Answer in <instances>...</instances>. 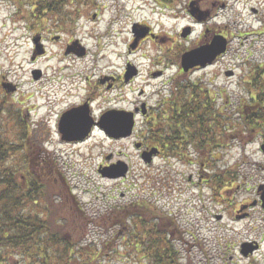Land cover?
Returning <instances> with one entry per match:
<instances>
[{"label":"rangeland","instance_id":"1","mask_svg":"<svg viewBox=\"0 0 264 264\" xmlns=\"http://www.w3.org/2000/svg\"><path fill=\"white\" fill-rule=\"evenodd\" d=\"M61 1L63 3L58 8L56 6L42 14L46 23L37 26L34 21L20 17L30 14V7H25L26 4L22 6V0H0V86L9 85L6 89L2 86L0 97H7L10 100L8 109L15 107L31 130L42 132L44 141L49 135V145L42 153L47 161L41 164L37 162L36 165L43 169L45 173L41 175H47L52 184L60 173L74 193L78 194V201L73 204L78 213L75 216L81 218L80 214H84L92 221L87 223L86 234L81 238L83 246L99 242L100 245L107 243L109 248L116 250L114 257L103 258L97 263L142 264L136 258L124 257L129 252L123 244L117 247L115 238L110 236L116 230H110L108 223L102 226V221L97 222L100 219L95 213L105 214L112 206H124L137 197L151 196L156 206L170 212L180 227L189 231L177 234L181 239V264H264V207L261 206L264 196V153L260 143L230 142L231 146L225 150L221 162H214L211 176L224 173L226 169L237 170L240 174L234 184L223 191L224 197L220 198L218 192L213 197L207 183L201 187L193 185L199 176L198 165H192L194 160L189 165L177 159L168 160L158 156L150 167L145 165L134 144L135 140L139 141L138 129L134 134L137 138L114 143L105 140L103 149L100 147L91 151L89 144L92 141L80 147L60 142L56 133L57 111H49L47 116H42L47 113V108L42 105L56 96L57 88L73 90L72 82L85 86L87 82L83 78L86 75L93 79L105 73L120 75L129 61L138 66L142 75L134 81L132 91L128 92L129 100L120 96L119 104L132 109L133 102L141 99L140 93L143 91L146 95L142 99L155 105L164 97L162 93L167 89L163 86L166 80L148 76L152 61L161 60L167 55L171 62H176L179 60L176 59L178 51L192 46L205 35L207 42L211 41L215 31L227 34L230 47L215 66L199 75L212 77L215 74L217 84L228 87L232 97L230 103L236 102L237 97L244 94L241 81L247 79L249 70L255 66L253 64L264 59V0H196L202 10L209 11L201 22H194L189 13L191 0H171L169 6L176 9L167 8L166 2L159 0H93L92 6H98L100 13L98 19L92 21L88 16L77 24L67 21L69 27L57 22L55 17L72 13V6L78 0ZM38 8L35 10L38 11ZM63 9L68 11L59 13ZM136 22L150 24L160 37L155 41L148 37L137 50L129 51V45L134 41L132 29ZM189 24L194 27L192 35L182 37L183 28ZM206 26L212 28L210 34L205 31ZM59 28L68 30V33L62 31L59 34L56 32ZM38 34L43 36L46 54L35 60L32 59L35 49L32 39ZM58 36L60 39L56 40ZM75 39L81 40L90 52L85 60L76 53L64 58L66 46ZM65 63L71 67L67 69L64 66L59 73L55 72ZM35 69L42 71L38 79L33 78ZM231 69L236 73L228 78L224 72ZM160 89L164 90L161 92ZM83 94L81 88L73 101L79 102ZM109 95L116 100L106 96L99 100L101 106L118 102L116 93ZM59 99L63 100V97L60 95ZM227 112L226 117L231 121L235 114L231 108ZM140 121L138 126H143V119ZM111 153L128 158L132 165L128 179L108 181L99 176L101 158L98 156L104 154L106 157ZM51 156L55 157L50 161L53 171L48 163ZM21 158L20 155L19 160ZM204 174V180L209 181V172ZM80 202L85 204V210L80 209ZM244 204L246 207L241 209L240 206ZM220 216L221 219H218ZM95 218L98 219L96 222ZM68 222L62 227V232L71 238L70 234H75L78 224L72 217ZM124 227L121 226V230H125ZM193 227L195 229L191 231ZM255 241L259 249L249 257L243 256L242 245H253ZM75 253H78V249ZM84 257L82 252L79 262H84ZM66 260L67 256H62L58 261L65 264Z\"/></svg>","mask_w":264,"mask_h":264},{"label":"trees","instance_id":"2","mask_svg":"<svg viewBox=\"0 0 264 264\" xmlns=\"http://www.w3.org/2000/svg\"><path fill=\"white\" fill-rule=\"evenodd\" d=\"M82 1L78 0L77 5ZM86 1L88 5L93 3V0ZM159 1L171 3V0ZM22 3V6L26 4L25 7H30V14L20 17L40 26L45 23L42 14L56 6L58 8L63 1L22 0ZM63 23L65 19H62ZM253 65L247 79L241 81L245 98L240 96L231 107L217 103L216 108L202 105L201 100L191 102L193 96L179 102L181 107H178V100L173 98L170 113L159 116L157 125H153L155 117L148 120V139L155 141L165 156L188 161L191 155L197 154L201 165L205 166L220 163L223 151L230 142H258L262 145L264 62ZM9 102L7 97H0V264H59L62 256H67L65 264H101L97 262L114 257L116 250L109 248L107 243L101 246L95 242L83 246L81 238L86 234L87 223L92 221L80 214L83 224L81 218L75 216L78 213L65 183L61 180L53 185L50 180L40 178L32 171L31 160L37 154L32 143L34 137L41 134L30 129L15 107L8 109ZM230 108L235 114L231 121L226 117ZM206 110L211 111L210 115ZM189 147H193L196 153L192 154ZM206 147L214 150L205 152L203 148ZM20 155L22 160H19ZM24 162L26 165H23ZM239 175L237 170L226 169L218 175L209 174V181L215 179L219 197L223 198L225 188L232 186ZM96 216L100 220L95 218V222L102 221V226L108 223L110 230H116L110 236L115 238L117 247L123 244L129 252L124 257L136 258L142 264H181L182 253L177 244L180 238L175 231V221L158 208L144 202H134ZM71 217L78 227L75 234L71 232L70 238L63 234L62 227L69 223ZM121 226H125V230H121ZM76 249L78 253H75ZM82 252L84 262H79Z\"/></svg>","mask_w":264,"mask_h":264},{"label":"flooded vegetation","instance_id":"3","mask_svg":"<svg viewBox=\"0 0 264 264\" xmlns=\"http://www.w3.org/2000/svg\"><path fill=\"white\" fill-rule=\"evenodd\" d=\"M142 41V40H141ZM139 41L138 47L142 44V42ZM77 47V45H76ZM68 53L66 51H64V58H67L68 56L76 53L77 55H79L78 52V48L75 49H70L67 48ZM89 54H86V51L83 52L82 55H79V57H81L82 59L85 60V58L88 56ZM129 63V62H128ZM133 63V62H131ZM66 67L67 69H69L71 66L67 63H65L62 67L56 68L55 72L59 73L61 71V69L63 67ZM198 70V68H195ZM139 71V69H137ZM125 71V69H124ZM138 71H136V76H138ZM181 74H188V73H192L195 72L194 70L188 71L187 73L184 72L181 69ZM150 75L152 77H156L159 76L160 78L165 77V71L163 68L159 69L155 72L151 71L149 72ZM135 77H132L128 82L125 81V77L124 74H111V73H105V74H101L100 76H98L97 78L93 79L91 76L86 75L85 78H83L87 84L85 86H80V83H76V82H72L73 85V90H70L69 88H62L59 87L57 88V92L55 93V97H53V99L50 101H46V104L42 105L45 108H47V113L43 114L42 116H47L49 114V111H57V113L55 114L56 116H64L66 115L68 112L67 110L73 108L74 107H79L82 106L84 107V113L81 114V112L74 114V116H103V114L111 108H115V109H121V105L120 103V96H122L123 98H126L127 100H129V96H127L128 92L132 91L133 88V81L135 80ZM59 80H61V77L59 78ZM76 83V84H75ZM121 84H124V88H127L128 90H126L127 93H125L124 91L121 90ZM182 86V88H186L187 84L186 83H182L180 84ZM177 86H179L177 84ZM83 88L84 90V94L83 96H81L82 98L80 99L79 102L73 101V99L78 96L79 94V90ZM109 93H116L117 94V98H118V102L116 103H110L108 106L102 105L101 106V102L99 100H102L104 97H108L110 98ZM144 92H141V94H143ZM63 97V100L59 99V96ZM137 97V96H136ZM110 99H114L116 100V98H110ZM100 102V103H99ZM135 107H134V111L136 112H145L144 115L145 116H156L154 115V111L151 109V107H143L144 103L137 105V103H134ZM140 108V109H139ZM130 110L129 107L125 108ZM139 109V110H138ZM59 110V111H58ZM86 111V112H85ZM136 115H139V113H137ZM95 130V129H94ZM96 131V130H95ZM97 137L99 138V131H97ZM91 139L86 140V142L84 141L83 143H87L89 142ZM61 143L67 144V145H75L78 144L77 141H63V139L61 140ZM80 143V142H79ZM93 147L94 148H98L99 145L103 148L104 147V143H102L101 141H99V139L94 140L93 142ZM137 145V144H136ZM158 147L157 145L151 144L149 146V144H144L142 143V146L140 147L142 149V151H144L145 149H149V147ZM102 155V161H100V165L101 166H105L107 163L105 162V160H103V154ZM98 158H100V156H98ZM114 160L109 161V163H111Z\"/></svg>","mask_w":264,"mask_h":264},{"label":"water","instance_id":"4","mask_svg":"<svg viewBox=\"0 0 264 264\" xmlns=\"http://www.w3.org/2000/svg\"><path fill=\"white\" fill-rule=\"evenodd\" d=\"M193 14H196V9L191 10ZM39 37L35 38V41L38 42ZM38 49H41V46L38 45ZM223 46L222 43H218L215 45L208 53H210L209 58H205L207 55L205 53L206 50H193L191 52H187L184 57V64L186 66H195L199 62L205 63L207 61H211L216 55L222 52ZM42 52V50H40ZM213 57V58H212ZM206 59V60H205ZM205 60V61H204ZM204 61V62H203ZM37 78V76H35ZM99 125L105 130V132L116 139L122 136H127L131 134L132 126L134 123L133 116L126 114H118L115 113H107L105 116H102ZM94 124V120L91 116H63L61 120V130L65 134L66 139L70 140H78L83 139L88 135L91 127ZM65 128V129H64ZM75 131V132H74ZM79 133V135H77ZM264 149V146H263ZM155 151H151L147 153V155H143L144 160L147 162L151 161V156ZM148 156V157H147ZM104 176L110 178H118L120 176H124L127 172V165L124 162H120L114 166L106 167L100 170ZM264 199V196H263ZM243 253L247 255L250 251H253V246L244 245Z\"/></svg>","mask_w":264,"mask_h":264}]
</instances>
